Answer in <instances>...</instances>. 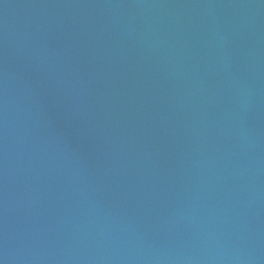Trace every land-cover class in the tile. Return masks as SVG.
I'll list each match as a JSON object with an SVG mask.
<instances>
[{"label": "water", "instance_id": "95a60500", "mask_svg": "<svg viewBox=\"0 0 264 264\" xmlns=\"http://www.w3.org/2000/svg\"><path fill=\"white\" fill-rule=\"evenodd\" d=\"M0 264H264V0H0Z\"/></svg>", "mask_w": 264, "mask_h": 264}]
</instances>
